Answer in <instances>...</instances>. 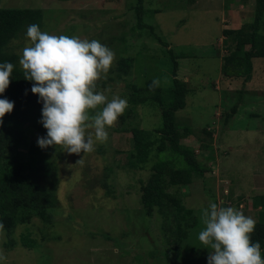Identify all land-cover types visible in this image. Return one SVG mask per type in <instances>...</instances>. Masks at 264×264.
<instances>
[{"label": "rangeland", "instance_id": "rangeland-1", "mask_svg": "<svg viewBox=\"0 0 264 264\" xmlns=\"http://www.w3.org/2000/svg\"><path fill=\"white\" fill-rule=\"evenodd\" d=\"M191 3L143 0L144 22L167 42L164 47L148 29H137V0H0V8L41 10L43 32L95 39L113 50L115 61L96 88L109 100L118 95L128 103L132 86L145 88L153 78H159L161 89L172 87L173 60L167 53L171 49L177 77L189 89L186 106L175 114L176 123L194 133L180 143L194 149L207 169L188 185L166 189L192 210L187 216L189 235L177 252L164 231L165 225L175 226L177 218L166 224L157 208L147 216L140 201L157 158L152 157L143 169L127 165L130 128L155 131L162 125L161 110L151 101L134 109L128 103L115 127L107 129V142H97L93 152L70 155L58 148L51 157L57 168L53 221L32 218L11 234L3 230L0 249L7 259L0 264H207L211 249L198 240L202 208L212 202L234 207L255 221L264 220L249 207L251 197L264 192V58L252 60L249 79L224 78L220 72L228 51L222 30L251 24L254 2L241 6V0H224L204 7L198 0L194 6ZM29 25L5 48L18 59L30 45L25 36ZM260 31L264 33V18ZM121 58H132L126 76L118 71ZM233 106L236 111L228 119ZM29 136L39 137L34 130ZM168 208L175 210L174 206L164 210ZM26 239L34 246L25 245Z\"/></svg>", "mask_w": 264, "mask_h": 264}, {"label": "trees", "instance_id": "trees-1", "mask_svg": "<svg viewBox=\"0 0 264 264\" xmlns=\"http://www.w3.org/2000/svg\"><path fill=\"white\" fill-rule=\"evenodd\" d=\"M241 1L254 2V19L251 24L241 29L222 30L228 49L220 66L224 78L249 79L253 70L252 60L264 58V33L260 31L264 18V0ZM134 11L137 29H148L160 44L168 47L167 42L155 34L153 26L144 22L143 0H137ZM41 20L42 11L39 9L0 8V63L11 62L14 65L10 84L6 91L0 94V98L14 102L13 111L5 114L3 123L0 124V222L8 234H11L17 225L32 218L47 224L52 223V210L56 205L57 168L51 157L58 152V148L41 149L37 140L29 136L32 130L36 131L39 137L46 135L47 130L38 123L42 102L38 103V96L31 92L33 82L24 79L18 56L5 51L10 41L25 25L40 26ZM230 44L235 47L230 49ZM167 53L173 60L172 87L166 90L157 87L150 91L152 80L147 82L145 88L132 86L128 102L130 107L134 109L148 101L157 103L161 110L162 125L153 132L137 127L130 128L132 149L128 154L127 165L131 169H143L152 157L157 158L151 165L152 173L143 187L140 201L147 216L153 215L154 208H157L163 214L166 224L177 218V224L165 225L164 231L175 243L174 250L179 252L189 235L187 216L191 215L192 210L185 208L180 199L166 189L169 186L188 185L192 183L195 175L201 177L207 169L198 160L194 149L180 143L181 139L194 135L189 127L180 129L175 116L178 110L186 106L189 89L187 83L177 77V61L173 51L168 49ZM131 62L132 58L119 60L118 71L123 76L128 75ZM235 111L236 106H233L226 118L229 119ZM205 132L209 137L212 136L211 132ZM163 152L168 153L162 155ZM180 161L183 166L179 165ZM171 206H174L175 210H164ZM249 207L259 209L257 218H264V194L252 196ZM251 239L260 243L264 257V220L256 221ZM25 245L33 247L34 241L26 239Z\"/></svg>", "mask_w": 264, "mask_h": 264}, {"label": "clouds", "instance_id": "clouds-1", "mask_svg": "<svg viewBox=\"0 0 264 264\" xmlns=\"http://www.w3.org/2000/svg\"><path fill=\"white\" fill-rule=\"evenodd\" d=\"M25 36L30 45L23 48L19 65L24 79L33 82L31 92L38 96L37 102H42L38 123L47 130L37 138V145L70 155L93 152L97 142H107V129L115 127L128 107L126 99L114 95L109 100L96 91L97 81L106 77L115 61L114 51L95 39L43 32L36 24L27 26ZM13 68L11 62L0 63V94L9 86ZM159 86V78H153L149 90ZM13 108L14 102L0 98V124ZM200 220L198 240L211 249L207 264H264L260 243L251 239L256 224L252 217L210 202L201 209ZM3 229L0 222V235ZM6 259L0 249V262Z\"/></svg>", "mask_w": 264, "mask_h": 264}, {"label": "crops", "instance_id": "crops-1", "mask_svg": "<svg viewBox=\"0 0 264 264\" xmlns=\"http://www.w3.org/2000/svg\"><path fill=\"white\" fill-rule=\"evenodd\" d=\"M199 1V4H201V5H203V7H204V5L205 6H211L213 3H217L218 5H220L222 2H224V0H208V1H205L204 2V0H198ZM237 0H235V2H236ZM191 6H194V4H195V2H197V0H191ZM198 4V5H199ZM244 5V3H242V5L241 6H243ZM229 13H231V12H229ZM224 29V28H223ZM262 194H264V192L262 193ZM259 195V194H258ZM255 210V209H254ZM257 210V212H258V210L259 209H256Z\"/></svg>", "mask_w": 264, "mask_h": 264}]
</instances>
